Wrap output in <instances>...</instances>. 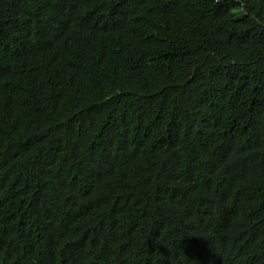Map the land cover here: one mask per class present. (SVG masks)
Here are the masks:
<instances>
[{
  "label": "trees",
  "instance_id": "1",
  "mask_svg": "<svg viewBox=\"0 0 264 264\" xmlns=\"http://www.w3.org/2000/svg\"><path fill=\"white\" fill-rule=\"evenodd\" d=\"M0 264H264V0H0Z\"/></svg>",
  "mask_w": 264,
  "mask_h": 264
}]
</instances>
